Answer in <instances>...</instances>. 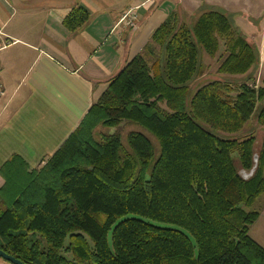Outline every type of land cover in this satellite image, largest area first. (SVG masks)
<instances>
[{
	"label": "trees",
	"instance_id": "trees-1",
	"mask_svg": "<svg viewBox=\"0 0 264 264\" xmlns=\"http://www.w3.org/2000/svg\"><path fill=\"white\" fill-rule=\"evenodd\" d=\"M197 16L191 26L169 16L39 169L17 155L0 166V250L25 264H264L248 235L264 137L258 153L253 136L230 137L262 102L264 127V87L247 77L191 89L205 73L200 52L222 48L217 73L245 77L259 51L223 12ZM88 20L76 7L62 24L72 33ZM122 126L147 132L158 152L140 131L125 146ZM97 128L114 132L96 138Z\"/></svg>",
	"mask_w": 264,
	"mask_h": 264
},
{
	"label": "crops",
	"instance_id": "crops-1",
	"mask_svg": "<svg viewBox=\"0 0 264 264\" xmlns=\"http://www.w3.org/2000/svg\"><path fill=\"white\" fill-rule=\"evenodd\" d=\"M231 4L223 0H0V42L9 43L0 52L4 90L0 166L13 155L30 170L44 165L169 16L182 23L188 15L194 23L193 16L205 10L226 16L241 13ZM136 6H140L138 28L132 31L117 25L126 10ZM76 7L83 8L89 20L70 33L62 22ZM246 25L244 30L249 31Z\"/></svg>",
	"mask_w": 264,
	"mask_h": 264
},
{
	"label": "rangeland",
	"instance_id": "rangeland-1",
	"mask_svg": "<svg viewBox=\"0 0 264 264\" xmlns=\"http://www.w3.org/2000/svg\"><path fill=\"white\" fill-rule=\"evenodd\" d=\"M223 2L225 4L232 3L231 4L233 5L232 9H238L239 12H241V13L238 12L230 13L228 14L227 17L231 21L234 28L239 30L244 36L248 35V38L250 37L251 44L260 52L259 65L255 69H253L249 73V75L245 77L221 76L217 73V68L219 64V56L222 53V48L219 49L218 53L215 55L214 58H208L207 56H204L202 52H200L201 57L203 56L202 58L203 68L205 73L202 77L192 82L191 89L192 91H195L201 85L212 80L230 81L231 83H235V82L238 83V82H242L247 77H252V80L249 82V84L255 85L256 87H264V0H223ZM197 15L198 13L195 14L194 16L192 15L193 19L198 17ZM188 19H189L188 15H185V19L183 18V20H185V22L188 23L189 26L193 25V23L190 22V20L188 21ZM245 19L247 21H245ZM194 20L191 21L194 22ZM246 24H248L249 31L244 30V28L247 26ZM262 104L263 102L257 104L254 115L246 123L242 131L240 133L230 136L233 138H236L238 136L241 138L247 136H253L255 139V146H254L255 153H258V151L260 150L262 140L264 137V127L260 126L256 119V113ZM131 131H140L144 133L145 136L151 140L153 146L156 149V152H158V148L155 140L147 132L142 131L141 129L136 127L122 126V128L118 130V133L121 136V141L125 146H126V136L128 132ZM102 132L105 133L108 132L109 134H112L114 130L110 129L109 131H105L102 128H97L95 130V137L98 138V134ZM213 134L219 135L218 133L215 132H213ZM255 156L256 158L254 159L253 167L255 166L256 169L257 155L255 154ZM235 166L239 170V166L236 158H235ZM239 174L242 176V178L250 177V172L240 171ZM253 209L259 213V216L258 219L249 227L248 235L254 241H256L261 247L264 248V195L261 196L256 201ZM0 264H10V263L0 258Z\"/></svg>",
	"mask_w": 264,
	"mask_h": 264
},
{
	"label": "built area",
	"instance_id": "built-area-1",
	"mask_svg": "<svg viewBox=\"0 0 264 264\" xmlns=\"http://www.w3.org/2000/svg\"><path fill=\"white\" fill-rule=\"evenodd\" d=\"M140 9V6L132 7L126 10V12L120 17L118 20L117 25H122L124 28L129 30H136L138 28V19L139 14L138 10ZM9 43L7 41H1L0 42V52L4 50ZM4 96V90L2 86V82L0 80V101Z\"/></svg>",
	"mask_w": 264,
	"mask_h": 264
},
{
	"label": "water",
	"instance_id": "water-1",
	"mask_svg": "<svg viewBox=\"0 0 264 264\" xmlns=\"http://www.w3.org/2000/svg\"><path fill=\"white\" fill-rule=\"evenodd\" d=\"M255 158H256V156H254V159ZM254 171H255V166L251 169L250 176H252ZM244 179H247V178H244ZM0 258L3 259L6 262H9L10 264H25V263L21 262L20 260H18L16 258L6 254L2 250H0Z\"/></svg>",
	"mask_w": 264,
	"mask_h": 264
}]
</instances>
